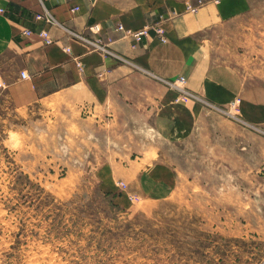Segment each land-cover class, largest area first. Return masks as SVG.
<instances>
[{
	"label": "rangeland",
	"instance_id": "374dc122",
	"mask_svg": "<svg viewBox=\"0 0 264 264\" xmlns=\"http://www.w3.org/2000/svg\"><path fill=\"white\" fill-rule=\"evenodd\" d=\"M199 104L196 133L139 136L127 121L110 134L0 87V264H264V132L238 105ZM158 152L180 174L169 197L104 188L121 160L144 167Z\"/></svg>",
	"mask_w": 264,
	"mask_h": 264
},
{
	"label": "crops",
	"instance_id": "0c3cea01",
	"mask_svg": "<svg viewBox=\"0 0 264 264\" xmlns=\"http://www.w3.org/2000/svg\"><path fill=\"white\" fill-rule=\"evenodd\" d=\"M0 8V56L11 55L1 87L21 103L47 101L110 134L131 121L139 136L181 135L188 124L196 133L199 103L224 111L236 103L246 126L264 132V0H0ZM47 11L55 24L39 17ZM119 23H158L164 35L134 45ZM159 157L144 167L121 160L104 188L115 192L127 180L129 194L169 197L180 174Z\"/></svg>",
	"mask_w": 264,
	"mask_h": 264
},
{
	"label": "built area",
	"instance_id": "2783aa9c",
	"mask_svg": "<svg viewBox=\"0 0 264 264\" xmlns=\"http://www.w3.org/2000/svg\"><path fill=\"white\" fill-rule=\"evenodd\" d=\"M0 11H3V10L0 8ZM39 17H42L44 19L45 23H47V24H55L56 23L55 17L52 15V13H50L48 11ZM94 28H96V30L99 29L97 27V25H94L91 27V29L93 31H94ZM117 30L122 31L127 36H131L135 42L134 45L141 43L147 37H162L164 35V28L161 25H159L158 23L154 24V25H145V26L138 28V29L127 28L122 23H119L117 26ZM32 32L33 31L30 29L25 30L26 34H31ZM39 35L43 38L45 44H50L53 42V39L49 35L48 30L42 29L39 32ZM97 46L100 47L99 45H97ZM66 49L68 51H70L69 47H67ZM77 63L79 66L81 65V62L79 60L77 61ZM21 74L23 77L27 76L25 71H22ZM1 86H3V82L0 79V87ZM235 105H236V103H233V106H235Z\"/></svg>",
	"mask_w": 264,
	"mask_h": 264
},
{
	"label": "bare ground",
	"instance_id": "6f19581e",
	"mask_svg": "<svg viewBox=\"0 0 264 264\" xmlns=\"http://www.w3.org/2000/svg\"><path fill=\"white\" fill-rule=\"evenodd\" d=\"M38 254V253H37ZM40 254V253H39ZM45 260V259H44ZM41 262V261H40Z\"/></svg>",
	"mask_w": 264,
	"mask_h": 264
}]
</instances>
